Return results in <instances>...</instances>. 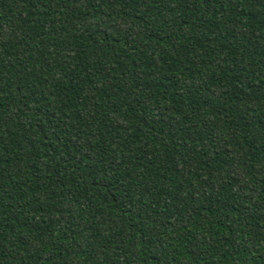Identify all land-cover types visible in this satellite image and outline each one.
Instances as JSON below:
<instances>
[{
    "label": "trees",
    "instance_id": "trees-1",
    "mask_svg": "<svg viewBox=\"0 0 264 264\" xmlns=\"http://www.w3.org/2000/svg\"><path fill=\"white\" fill-rule=\"evenodd\" d=\"M0 264H264V0H0Z\"/></svg>",
    "mask_w": 264,
    "mask_h": 264
}]
</instances>
